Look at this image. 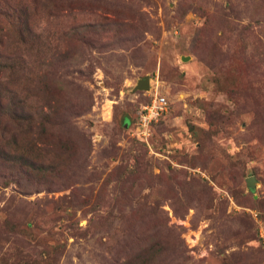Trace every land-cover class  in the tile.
<instances>
[{
  "label": "rangeland",
  "instance_id": "obj_1",
  "mask_svg": "<svg viewBox=\"0 0 264 264\" xmlns=\"http://www.w3.org/2000/svg\"><path fill=\"white\" fill-rule=\"evenodd\" d=\"M253 213L264 0H0V264H264Z\"/></svg>",
  "mask_w": 264,
  "mask_h": 264
},
{
  "label": "built area",
  "instance_id": "obj_2",
  "mask_svg": "<svg viewBox=\"0 0 264 264\" xmlns=\"http://www.w3.org/2000/svg\"><path fill=\"white\" fill-rule=\"evenodd\" d=\"M163 109H164L163 101L153 99L152 102L148 106H145L143 109L144 121L149 122V120L153 119V117L158 116L163 111ZM253 219L255 221H258V223L262 225L261 227H259V236L261 238L262 243L264 244V233L262 232L264 231V221L260 220L257 213H253Z\"/></svg>",
  "mask_w": 264,
  "mask_h": 264
},
{
  "label": "water",
  "instance_id": "obj_3",
  "mask_svg": "<svg viewBox=\"0 0 264 264\" xmlns=\"http://www.w3.org/2000/svg\"><path fill=\"white\" fill-rule=\"evenodd\" d=\"M135 89H137V90H148V79L144 78L143 80L138 81ZM252 183H253L252 178L246 179L247 187H252L253 186Z\"/></svg>",
  "mask_w": 264,
  "mask_h": 264
},
{
  "label": "trees",
  "instance_id": "obj_4",
  "mask_svg": "<svg viewBox=\"0 0 264 264\" xmlns=\"http://www.w3.org/2000/svg\"><path fill=\"white\" fill-rule=\"evenodd\" d=\"M19 35H20V34H19ZM37 113H38V114L36 115L37 118H39L40 115L43 114V113L41 112V110H39ZM29 119H30V121H31L32 123L34 122V119H33V116H32V115L29 116Z\"/></svg>",
  "mask_w": 264,
  "mask_h": 264
}]
</instances>
